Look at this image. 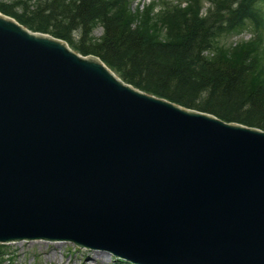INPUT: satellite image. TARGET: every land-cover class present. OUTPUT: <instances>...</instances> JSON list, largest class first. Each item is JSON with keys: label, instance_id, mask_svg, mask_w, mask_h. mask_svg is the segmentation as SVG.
<instances>
[{"label": "water", "instance_id": "obj_1", "mask_svg": "<svg viewBox=\"0 0 264 264\" xmlns=\"http://www.w3.org/2000/svg\"><path fill=\"white\" fill-rule=\"evenodd\" d=\"M137 264H264V130L125 83L0 13V242Z\"/></svg>", "mask_w": 264, "mask_h": 264}, {"label": "trees", "instance_id": "obj_2", "mask_svg": "<svg viewBox=\"0 0 264 264\" xmlns=\"http://www.w3.org/2000/svg\"><path fill=\"white\" fill-rule=\"evenodd\" d=\"M132 0H0V10L33 31L95 54L129 83L227 122L264 130V35L226 47L219 38L247 19L260 25L264 0H221L208 16L200 0H169L133 12ZM102 27L100 37L92 35ZM264 28V27H263ZM74 31L79 38H74ZM214 51V56L203 52ZM205 52V53H206ZM6 254L0 244V263ZM119 263L124 261L119 260ZM125 264H129L126 263Z\"/></svg>", "mask_w": 264, "mask_h": 264}, {"label": "rangeland", "instance_id": "obj_3", "mask_svg": "<svg viewBox=\"0 0 264 264\" xmlns=\"http://www.w3.org/2000/svg\"><path fill=\"white\" fill-rule=\"evenodd\" d=\"M135 1L131 5L132 9L136 6ZM92 32L93 36L99 37L102 33V28L95 27ZM262 33L264 35V30ZM77 34V32L74 33L75 37L78 36ZM254 34L255 30L251 28V25L234 29L225 39L224 46L240 40H248ZM256 35H258V32ZM10 248L15 254L14 262L9 261L4 264H117L115 258L107 252L97 249L75 248L69 242L53 244L45 242H18L11 244ZM96 251H100L101 255H104L107 259H103L102 257L96 258Z\"/></svg>", "mask_w": 264, "mask_h": 264}, {"label": "bare ground", "instance_id": "obj_4", "mask_svg": "<svg viewBox=\"0 0 264 264\" xmlns=\"http://www.w3.org/2000/svg\"><path fill=\"white\" fill-rule=\"evenodd\" d=\"M95 256H96V258L102 257L103 259H107L104 255H101L100 251H96ZM113 258H115V257H113ZM115 260L119 261V259H117V258H115ZM10 261L13 262L12 260H10ZM118 264H123V263H118Z\"/></svg>", "mask_w": 264, "mask_h": 264}]
</instances>
